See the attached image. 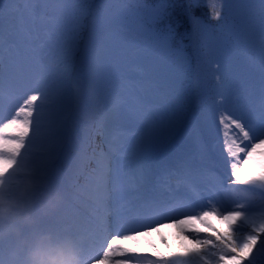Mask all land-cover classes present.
I'll list each match as a JSON object with an SVG mask.
<instances>
[{
    "label": "snow or ice",
    "instance_id": "6c2138e0",
    "mask_svg": "<svg viewBox=\"0 0 264 264\" xmlns=\"http://www.w3.org/2000/svg\"><path fill=\"white\" fill-rule=\"evenodd\" d=\"M133 0H24L25 9L34 22L52 25L54 35L48 44L56 49L53 62L41 65L40 74L30 88L13 105L14 115L0 120V169L7 170L25 156L32 138L40 132L47 115L48 135L57 136L71 115L74 98L79 100L78 82H88V96L99 103L100 69L109 38L114 6L126 9ZM146 7L149 0H139ZM172 0H160L162 7L154 9L148 20L151 31L164 36L174 35L171 23L161 28ZM204 0H192L198 6ZM223 7L224 0H216ZM258 5L261 21L259 72L262 88L258 115L221 110L216 117L222 131V152L218 145L206 141L200 130L186 134L192 140L187 152L195 151V162L185 160L181 167L190 168L222 162L228 165V180H219L223 196L209 200L200 210L193 208L192 199L200 198L198 186L184 182L191 193L176 196L168 186L166 201L150 199L142 209L132 207L130 197L141 199L152 193L160 183L161 166L172 155L173 146L181 137L186 100L178 95L162 104L151 114L129 109L117 97L100 105L96 135L104 140L107 150L93 151L87 167L96 174L88 176L81 170L73 187L80 180L94 183L99 196L83 231L84 259L87 264H254L257 251L264 252V170L250 171L254 158H264V0H244ZM21 0H0V35L3 34L5 6L16 10ZM221 12L215 13V19ZM194 21L198 17L192 18ZM195 23L193 28H195ZM11 36L12 34L9 33ZM219 69V65H216ZM4 67L0 64V104L3 91ZM11 99V97H7ZM224 103V100H221ZM47 109V113H45ZM151 112V109H149ZM113 117L126 126H114ZM53 157L49 164L56 165ZM174 174V173H173ZM69 200L74 197H68ZM230 199L232 207H225ZM260 203H257V201ZM195 212V214H192ZM216 221H219L220 226ZM175 229L183 250L163 252L154 235L171 248L166 228ZM190 239L191 247L186 241ZM152 249L147 251L145 247Z\"/></svg>",
    "mask_w": 264,
    "mask_h": 264
},
{
    "label": "rangeland",
    "instance_id": "374dc122",
    "mask_svg": "<svg viewBox=\"0 0 264 264\" xmlns=\"http://www.w3.org/2000/svg\"><path fill=\"white\" fill-rule=\"evenodd\" d=\"M132 4L133 2L123 10L119 6H114L113 19L109 29L110 35L105 42L106 51L100 69L99 103L89 98L88 82L86 80L78 82L79 100L74 98L71 115L66 120L63 129L57 136L48 135V117L45 115L40 132L32 138V144L25 156L48 164L52 171L56 165L51 166L49 161L53 157L56 158L57 162V159L60 158L68 163L74 162L68 158V152L71 147L78 144L76 137L87 134L88 138H85L86 142H83L85 152L80 154L82 163H86L93 151L99 153L101 148L107 150L104 140L99 136L92 142L90 141L91 134L96 133L97 121L87 118L91 115L90 110L98 111L100 105H107L115 98L120 97L129 109L151 114L162 104L170 101L173 88L179 89L180 81L175 74V72L180 73L177 62L174 60L175 63L173 64L175 65L165 67L158 60L163 54H166L165 57L168 58V51L160 49L155 51L153 58L150 57V53L153 54L152 49L155 48L154 44L157 43L156 38L159 33L150 30L148 20L154 9L163 5L160 0H149L147 7L139 1ZM181 4V0H172L168 11L179 8ZM202 4L216 10V12H221V18L212 21L214 23L204 22L200 18V31L195 52L203 60L198 58L200 62L211 66L207 69L201 64L202 70H209L214 75L208 88L204 89L208 93L201 101L203 113H195V115L194 111L192 112L190 124L186 125V132L182 137L183 139L180 140V148L173 159L170 158L163 167L159 177L160 183L155 185L154 191L142 195L139 200L130 197L131 206L136 209L143 210L142 204L147 203L152 198L166 201L169 198L168 186L175 190L177 183H181V188L174 194L176 196L188 195L191 198V193L183 187L184 182L196 185L200 190V198L192 199L193 208L196 210H200L201 205L207 204L209 200L216 202L217 195L223 196V192L219 188V180L225 182L228 180V165L222 162L226 157L222 158L215 166L205 163L190 168L181 167L185 160L195 162L197 159L194 150L187 152V146L192 144V140L186 134L190 129L198 128L206 141L210 140L211 143L218 145L219 153L223 151L222 131L216 117L221 110L245 113L252 118L258 115L262 88L259 72L262 37L259 6L247 4L244 0H224L223 7L216 0H204ZM17 8L19 11H14L15 21L10 27L13 30L0 40V64L4 67L2 87L6 97L4 103L0 104V120H7L14 115L13 105L40 74L41 65H50L56 55V49L50 47L47 41L43 43L41 50H38L39 52L37 50L34 53L28 52V43H33L36 27L25 9L24 0H21ZM24 12L23 27L17 29L16 21ZM7 26L8 22L3 25L6 33L9 30ZM119 30H125V32L122 31V33ZM131 31L134 35L139 31L138 37L140 38H132ZM9 33L12 35L10 36ZM48 56L50 58L47 60ZM206 56L208 59L210 57V60H207ZM186 58L184 55L183 59ZM216 65H219V69ZM152 66H155L160 72L152 70ZM181 68L188 69L185 64H181ZM153 73H162V75L166 73L167 79H164L163 83H166V80L171 81L172 76H174L173 84L168 81L169 84L173 85V88L169 87L164 90L165 96H158L157 98L151 94V86L157 87L158 82L162 80L159 76L155 77ZM7 97H11V99L9 100ZM222 99L224 103H221ZM45 113H47V109H45ZM68 120L70 123L67 126ZM112 122L114 126H126L115 117H113ZM68 130H70L69 136L64 138L65 132ZM57 151L60 152L58 156H56ZM89 151L90 155H88ZM83 160L85 161L83 162ZM86 168L89 170L86 173L88 176L91 177L96 174L91 168ZM69 170L70 168L66 169L67 172ZM249 170L255 174L264 170V158L255 157ZM213 171L219 180L213 178L211 175ZM78 188V193L68 195L74 199H68L65 211L68 220L83 232L89 228L88 220L99 193L91 181H84L78 185ZM257 203L260 201L258 200ZM223 204L225 207H232L230 199H223ZM216 223L220 226L219 221ZM164 231L168 235L171 248L161 243L159 235L156 234L153 239L160 250L163 252L183 250L179 240L175 239V229L169 227ZM186 243L189 247L192 246L190 239ZM145 247L147 251H152L150 247H147L146 242ZM132 264H136V262L133 261ZM254 264H264V252H256Z\"/></svg>",
    "mask_w": 264,
    "mask_h": 264
},
{
    "label": "clouds",
    "instance_id": "9594fccd",
    "mask_svg": "<svg viewBox=\"0 0 264 264\" xmlns=\"http://www.w3.org/2000/svg\"><path fill=\"white\" fill-rule=\"evenodd\" d=\"M68 192L48 164L23 156L0 169V264H87Z\"/></svg>",
    "mask_w": 264,
    "mask_h": 264
},
{
    "label": "trees",
    "instance_id": "16d2710c",
    "mask_svg": "<svg viewBox=\"0 0 264 264\" xmlns=\"http://www.w3.org/2000/svg\"><path fill=\"white\" fill-rule=\"evenodd\" d=\"M139 1V0H137ZM136 0H133V4L137 2ZM182 4L179 6V8L174 9L173 11H168V15L166 16L165 20L162 22L160 25L161 28L165 27L167 24L171 23L172 25L175 26V33L174 35L170 36H164L159 34L157 36V43L154 44V49H152V53H150V57L153 58L155 51H159L160 49H165L168 51V58L165 57L166 54H163V56L158 59L161 64H163L165 67H168L170 65H175V61L179 65V74L175 72L176 78L179 79V84L180 87L179 89L175 90L173 88V85L169 84L168 81L166 80V83H163L162 81L166 78V73L162 75V73H153L154 76H159L162 80H160L157 84V87L151 86L150 91L151 94H154L157 98L158 96H165V91L167 88H173V94L170 97V101L174 99L178 95H183L186 104H185V119H184V127H183V132L181 133V137L178 139L176 144L173 146L172 149V155L165 160V162L162 164L161 169L163 165L167 163V161L175 156L176 152L180 148L179 144L181 143L180 140H182L184 133L186 132V125L190 124L191 121V115L192 112L194 111L195 113H203V104L201 103L202 98L207 96L206 93H208L205 88H208L209 83L211 82L213 78V73L210 72L209 70H202L201 64L208 69L210 66L207 65L204 62H200L198 58L203 61L200 57H198L197 53L195 52L196 46H197V40H198V35L200 31V18L203 19V21H208L210 23H214L212 21H216L215 19V13L216 10H212L211 8H208L206 5L200 3L198 6H193L192 5V0H181ZM132 4V5H133ZM18 5L13 6V8H17ZM15 10L9 11V6H5V17H4V24L8 22L7 28L9 29L6 33V30L3 29V34L0 35V40L4 39L9 31H12L13 29L10 28L11 24L14 23L15 18L13 17ZM24 15L25 12L21 14L20 18L16 21V26L17 29L20 27H23L24 24ZM193 17H198L199 20H193ZM195 23V28H193V24ZM36 32L34 33L33 36V43L30 42L28 43L29 49L28 52L34 53L35 50H41L42 45L45 41L48 42L49 40V35L53 34L54 35V28L52 25H45L40 22H34ZM125 32V30H119ZM122 32V33H123ZM132 32V31H131ZM140 32H137V36L134 35L132 32L131 36L132 38H140L138 35ZM155 40V39H154ZM123 42V41H122ZM38 46V47H36ZM21 50V48H19ZM39 52V51H38ZM186 56V59H183V56ZM208 55V54H207ZM204 57V56H203ZM50 57H47V60ZM46 59V58H44ZM207 60H210L207 58ZM175 60V61H174ZM181 64L187 65L188 69L184 70L181 68ZM211 67V66H210ZM152 70L156 72H160L159 69H157L155 66H152ZM212 71V70H211ZM256 72V71H255ZM174 73V72H173ZM171 73V74H173ZM140 75V73H139ZM173 79L169 81L170 83L173 84L174 76H172ZM203 95V96H202ZM91 115L88 116L87 118L89 120H97V117L99 115L100 109L98 111L90 110ZM196 115V114H195ZM198 117V116H197ZM190 118V119H189ZM69 120L67 121V126L69 124ZM70 130L68 132H65L64 138L69 136ZM80 134V133H79ZM87 138L86 136H84ZM95 137H98L96 133L92 134V140H94ZM78 144H76L74 147H71L69 152H68V158L69 159H78L80 154L85 150L83 148V142H86V140L83 139V137H76ZM60 152L57 151L58 156ZM88 155H90V151L88 152ZM85 161V160H83ZM75 162L73 163H68L64 161V159L60 158L59 159V165H60V170H61V175H65L67 173L66 169L75 167ZM84 164L86 165L87 162ZM179 165V163H178ZM87 166V165H86ZM81 170L76 171V175L72 178V181L69 182L68 184V189L71 190L72 188L78 187V184L73 187L74 182L78 179V176L80 174ZM84 180H80L82 183ZM79 182V183H80Z\"/></svg>",
    "mask_w": 264,
    "mask_h": 264
}]
</instances>
